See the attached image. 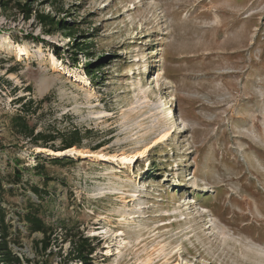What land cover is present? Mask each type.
I'll return each mask as SVG.
<instances>
[{"label":"rangeland","instance_id":"1","mask_svg":"<svg viewBox=\"0 0 264 264\" xmlns=\"http://www.w3.org/2000/svg\"><path fill=\"white\" fill-rule=\"evenodd\" d=\"M0 2L1 204L16 255L81 264L71 241L89 238L91 264H264V0ZM39 14L75 35L45 33ZM24 102L33 135L56 137L47 149L77 129L84 156L54 164L18 134ZM164 131L132 163L107 159ZM29 203L50 228L45 251L20 219Z\"/></svg>","mask_w":264,"mask_h":264},{"label":"trees","instance_id":"2","mask_svg":"<svg viewBox=\"0 0 264 264\" xmlns=\"http://www.w3.org/2000/svg\"><path fill=\"white\" fill-rule=\"evenodd\" d=\"M17 8L19 12L22 14V17L25 20H29L32 17V10L28 7L27 4H20L17 3ZM0 5H4L2 2H0ZM35 20L41 26L44 28L48 27L51 28L48 31H45L47 34H53L59 30L62 32L61 37L62 38H73L75 35V31H72L71 27H68L67 22L64 21V24L61 25L60 22L48 15H35ZM68 31V32H67ZM75 45V52H82L86 56H89L91 53L89 52V48L91 43L89 42H80ZM94 64H87L85 66L86 74L90 75L92 78H97V74H95V70L93 68ZM100 70V69H98ZM22 102V99H18V103L20 104ZM30 102H24L20 105V113L24 112L25 115H16L11 119V125L12 127L18 132V134L23 135L24 137H29L34 139V143L37 144V142H42L43 145L41 148L47 149V144L50 142H53L56 137L47 136L43 134H34L33 128H30L25 120V116L28 114L29 110L27 109L28 104ZM84 137L80 135V132L77 129H74L73 131H70L68 133V136L62 135L61 141H62V147L58 150L54 149V147L50 146L48 149L57 152V151H66L68 149H71L73 147L80 146L81 140ZM100 148V147H97ZM96 148V149H97ZM54 164H61L62 160L58 159L57 157H52L50 159ZM15 182L19 181L21 178L20 174H17L15 177ZM44 182L47 180V178H43ZM33 193L37 196L38 200L41 202L43 201V198L45 195H47V192L44 190H40L36 187H32ZM4 193V190L2 189L0 185V264H29L30 261L27 259L22 260L18 255H16L12 249L10 248V236H11V226L6 221V211L4 207L1 204V195ZM39 205L35 203H29L26 209V213L20 217L22 222L25 223L27 226V231L29 234L34 233H40L42 235V239L38 242V244L41 245V249L45 251L49 247L50 242V228L45 224L44 220L39 215ZM73 246V260H78L81 264H91L90 262V255L93 254L95 251V247L92 246V241L89 238H80L78 241H71Z\"/></svg>","mask_w":264,"mask_h":264},{"label":"bare ground","instance_id":"3","mask_svg":"<svg viewBox=\"0 0 264 264\" xmlns=\"http://www.w3.org/2000/svg\"><path fill=\"white\" fill-rule=\"evenodd\" d=\"M17 52H18V55H20V54H24V53L26 52V48L18 47V48H17ZM53 62H54V61H53ZM167 138H168V133H167L166 131H164L163 133H161L159 136H157V137L153 140V142H152V144H151L150 146H147V145H146L145 147H143L142 150H139V151L134 152V153H132V154H127V155H123V154H121L120 156H116V155H114V156H110V157H108V158L105 157V158H107L108 160H118V161H120V162H123V164H124V163H132L134 159H137V160H138V158H140V157H142L143 155H145L146 152H148V150H149L150 148H152L153 146L158 145L159 143H161V142L167 140ZM43 150H44L48 155H51L52 157H61V156H64V155H75L76 153H77V154L79 153L80 155H83V156H84V154H81V153L79 152V150H76V149H74V148L68 149V150H66V151H57V152H54V151H52V150H50V149H43ZM90 156L96 158L97 160H98V159H105V158H103V156L98 155L97 152H96V153H92ZM106 156H107V155H106ZM120 235H122V234H120Z\"/></svg>","mask_w":264,"mask_h":264}]
</instances>
